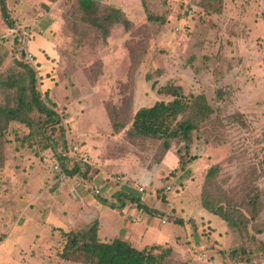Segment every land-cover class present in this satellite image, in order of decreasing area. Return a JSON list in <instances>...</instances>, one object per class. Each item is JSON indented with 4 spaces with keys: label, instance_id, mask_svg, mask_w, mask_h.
I'll return each instance as SVG.
<instances>
[{
    "label": "rangeland",
    "instance_id": "1",
    "mask_svg": "<svg viewBox=\"0 0 264 264\" xmlns=\"http://www.w3.org/2000/svg\"><path fill=\"white\" fill-rule=\"evenodd\" d=\"M94 1L87 13L77 0H5L10 27L0 14V80L27 85L30 68L59 119L32 129L11 121L3 132L0 164L6 153L2 165L24 166L26 185L42 193L24 217L37 216L35 230L53 241L49 228L74 227L79 202L70 208L63 194L77 190L88 194L85 214L104 209L100 199L113 204L119 218L101 210L102 232L170 248L163 264H264V0ZM112 7L128 29L104 19ZM167 84L203 94L213 112L163 152L162 140L126 131L137 109L172 99L157 93ZM0 104H14L3 87ZM203 192L239 227L205 210ZM83 222L79 230L93 224Z\"/></svg>",
    "mask_w": 264,
    "mask_h": 264
},
{
    "label": "trees",
    "instance_id": "2",
    "mask_svg": "<svg viewBox=\"0 0 264 264\" xmlns=\"http://www.w3.org/2000/svg\"><path fill=\"white\" fill-rule=\"evenodd\" d=\"M77 3L87 13L96 5L94 0H77ZM111 12L112 16H105V20L111 22L110 24L121 22L125 29L129 28V20L124 18L120 8L112 7ZM0 14L5 24L10 27L12 22L8 18L5 0H0ZM147 18L149 19V15ZM94 23L97 27L99 26L97 22ZM27 73L29 78L27 85L22 83V79L5 78L0 80V88L3 87L11 91L14 98V104L11 106L0 104V149L5 141L3 132L11 121L20 122L32 129L34 126L57 123L59 120L57 112L40 99L34 87L35 80L30 68H27ZM157 93L170 96L172 99L156 101L150 106L137 109L133 115L131 126L126 131V137L128 139L162 140V151L166 152L170 147L171 139L189 140L191 132L197 129L200 121L212 114L213 109L203 94L184 95L182 88L178 85L161 86ZM34 112L44 115L45 120L34 122L31 118ZM113 128L114 131H118L119 127L113 124ZM212 169L210 168L207 172V179L212 176ZM130 199L136 201L139 206L141 205L139 198ZM100 202L106 203L104 199H100ZM201 205L209 213L224 220L229 227H239L240 222H236L232 215L227 214L222 207L214 206L208 196L204 195V192L201 195ZM109 206L114 207L113 204H109ZM142 207L144 208V206ZM145 209L147 210V208ZM241 224H243L242 221ZM57 230L62 243L58 256L72 262L82 264H163L165 258L171 254L170 248H163L158 244L137 249L118 237L101 241L97 237L96 222L81 230H62L60 228ZM156 250L159 251L156 252Z\"/></svg>",
    "mask_w": 264,
    "mask_h": 264
},
{
    "label": "crops",
    "instance_id": "3",
    "mask_svg": "<svg viewBox=\"0 0 264 264\" xmlns=\"http://www.w3.org/2000/svg\"><path fill=\"white\" fill-rule=\"evenodd\" d=\"M5 156L6 153L3 156L0 164V173L2 176V179L0 180V264H82L61 259L58 256L59 243L57 234L59 232L57 230H55V232L52 230V227L49 228V230L51 231V238L55 237L53 241H51L50 238L43 239L44 237L41 238L37 233L38 230H35L38 229L35 227V223L38 217H34V219L36 220H30L24 217L26 213V207L31 206L32 202L36 201L40 205L42 193L36 191V188H34L35 184L29 187L26 185L24 166L21 167L17 164V167H10L9 162H6L2 165ZM120 163H122V160L120 161ZM22 164L24 163H21L20 165ZM6 183L9 185H7ZM6 190L15 191V194L5 193ZM20 191L22 192V195L19 194ZM27 192L29 194L32 193V195H30V201L28 203L26 202ZM64 192L65 191H63V193ZM17 194L19 197L15 198ZM63 195L64 198H67V202L70 208H73L74 206L71 205V202L69 203V200L73 202H79L78 206L74 207L76 209V216L70 222L75 223L72 224V226L74 225V227L69 228L70 230H79V226H81L80 223H82L83 221L85 222H83V224L96 222L97 237L101 241L109 240L114 237L122 239L115 233L108 234L100 230L102 228V221L99 216L101 210H104L105 212L110 214V218L113 215L119 218L117 214H114L115 212L110 211L109 206L102 203L103 205H101L104 209H101L99 206H96L95 208L90 207L89 213L85 214L83 212L84 206L82 207L83 204H81V197L84 195L87 196L88 194H86V192H82L80 197L77 190L71 191L72 196H67L66 193H64ZM92 197L96 199L94 196ZM4 203L6 205H4ZM41 205L43 207V201L41 202ZM58 205L59 204H54L53 206H55L56 208ZM39 210L41 211V209ZM33 214L36 215L35 212ZM21 218H23V221L21 220ZM80 220L83 221L80 222ZM77 222L78 225L75 226ZM123 223L124 225L122 227H126V229L131 228L132 224L127 225L124 221ZM38 224L39 228L41 229V225L39 222ZM135 226L140 225L135 224ZM126 240L128 241V243H130L128 238Z\"/></svg>",
    "mask_w": 264,
    "mask_h": 264
},
{
    "label": "built area",
    "instance_id": "4",
    "mask_svg": "<svg viewBox=\"0 0 264 264\" xmlns=\"http://www.w3.org/2000/svg\"><path fill=\"white\" fill-rule=\"evenodd\" d=\"M64 175H63V173H62V177H63ZM140 191L142 190V188H138ZM96 191H98V190H96ZM164 222V221H163Z\"/></svg>",
    "mask_w": 264,
    "mask_h": 264
}]
</instances>
